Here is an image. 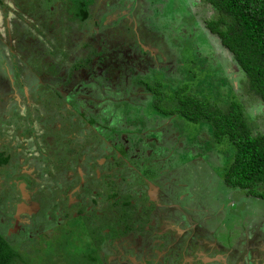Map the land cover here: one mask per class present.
Masks as SVG:
<instances>
[{
    "label": "rangeland",
    "instance_id": "obj_1",
    "mask_svg": "<svg viewBox=\"0 0 264 264\" xmlns=\"http://www.w3.org/2000/svg\"><path fill=\"white\" fill-rule=\"evenodd\" d=\"M201 2L2 0L0 121L4 119V128L18 140L22 132L30 131L32 124L35 127L32 130L41 129L36 115H42L44 122V117L50 113L45 116L42 108L39 112L34 111L38 104L33 100V94L39 84L47 85L49 89H60L64 101L72 102L70 107L83 113L84 123H89L87 117L92 116L93 123L97 124L90 127L98 128L105 147L110 148L115 142V149H126L130 165L135 166L138 172L139 166L147 168L150 175L146 177L145 184L148 188L143 186L142 190L154 198L156 209L153 217L157 218L159 213L162 215L164 210L167 211L166 229L176 228L181 238L186 237L182 242L197 238L204 217H208L206 222L211 228L220 229L214 241L207 242L203 238V246L199 245V250L194 246L193 252L188 251L191 255L184 251L188 263L240 264V259L231 263L227 261L228 252L220 249L211 248L198 254L201 247L226 242L228 245L236 243L238 249L247 250L249 254L244 258L253 264L252 253L259 256L258 261L264 258V200L223 183L224 171L232 158V145L227 141L212 145L208 126L189 123L177 116L166 118L160 115L151 107L152 96L135 84L137 78L143 77L151 82H161L168 92L178 85H187L188 88L198 87V93L206 99L218 96L225 100L243 101L237 86L240 73L235 69L230 53L220 45L214 34L207 31L205 21L212 10L210 6H199ZM82 11L86 12L85 16ZM61 20V23L57 22ZM93 37L99 39L96 46L103 57L93 64L91 71L81 75L74 72L69 81L71 83L67 84L69 66L83 52V42L90 43ZM57 38L64 39V42L58 43ZM53 47L61 48L68 58L54 56ZM32 56L35 59L30 62ZM50 64L54 67L51 75L47 73ZM27 99L31 101L30 112L27 110ZM93 101L96 105L92 104ZM244 105L249 118L256 122L255 130L264 133V104L248 101ZM132 137L144 139L142 146L137 145L136 153L130 148ZM25 138L22 152L14 154L3 174L7 179L16 176L20 183L24 180L20 175L22 173L33 174L32 177L41 180L35 190L44 189L40 196L45 207L40 211L35 196L32 198L35 186L24 188L22 184L18 189L15 182L14 191L18 196L10 197L5 204L7 217L0 210L1 230L17 245H25L23 256L29 258L30 264H38L45 253H52L55 239H66L67 251L71 253L84 251L87 246L94 249L75 204L80 202L82 209L86 207L84 212L99 213L107 206H102V198L95 196L98 202L93 204L90 196L82 193L78 184H84V179L81 182L78 174L83 168L77 167L74 162H71L70 169L59 171V174L62 180L74 182L75 190L79 191L82 199L74 198V186L66 187L65 194L61 190L58 191L60 196L54 195L53 190L61 189L64 182L54 183L56 187L53 189L51 178H37L35 175V172L44 170L42 159L44 154L50 156V152L44 146L43 153L39 152L30 132ZM5 176H0V179ZM91 187L94 191L93 185ZM66 194L71 199L69 202ZM172 202L176 207L171 208L179 213L172 212L171 208L166 210L165 207ZM68 204H72L68 206L69 216L60 215L61 218H57V213H62L60 207L64 209ZM134 207V210L140 208V203H135ZM32 213H38L35 219L40 222L36 226L32 219L35 215L30 217ZM190 218L194 221V233ZM161 225L157 226L154 222L149 236L156 237ZM133 234L131 236L136 237V232ZM228 234L230 237H225ZM123 241V244L119 241H114L112 246L108 244L110 249L106 246L100 249L102 264H160L159 261L164 259L162 256L168 251L154 245L139 248L144 242L141 237L136 244L133 239ZM133 245L136 253L129 255ZM117 248L120 249L118 252L123 248L121 257ZM147 249L149 254L143 258L140 252ZM200 257L204 258V262L199 263ZM172 260L170 257L168 263ZM258 264H264V259Z\"/></svg>",
    "mask_w": 264,
    "mask_h": 264
},
{
    "label": "flooded vegetation",
    "instance_id": "obj_2",
    "mask_svg": "<svg viewBox=\"0 0 264 264\" xmlns=\"http://www.w3.org/2000/svg\"><path fill=\"white\" fill-rule=\"evenodd\" d=\"M59 23L61 21H57ZM43 24V23H42ZM59 39V38H57ZM90 43L88 42H83L82 44V49L83 52H81L71 63V66H69L67 70V80L66 83L69 84L71 82L70 78L73 76L74 72H79L80 75L84 73L85 71L92 70L93 64L96 63L98 59H100L102 56L101 50L96 46L97 42L99 41L98 38L93 37V39H90ZM64 42V39L62 40ZM63 53H65L63 51ZM75 53L77 54L76 50ZM66 58L68 56L62 55ZM34 57V56H33ZM79 63L78 67L73 69V65ZM53 65L50 64V67H48L47 73L49 75L53 74L50 73V68ZM54 71V67H53ZM143 78V77H140ZM136 86H138L136 84ZM140 87V86H138ZM42 88V89H41ZM142 88V87H140ZM41 89V90H40ZM43 89H46L43 91ZM143 92L144 89H140ZM52 92V93H58L60 97H55L53 100H50V105H51V110L50 114L47 115L43 120L41 119L42 115H36L37 122L40 121V126L42 127L41 129H36L32 130L33 124L31 125L30 129V134L33 136V138L36 140L34 144L36 145V148L39 150V152H42L44 147L48 149L50 152V156H46L44 154V158L42 159L43 163V169L44 170H39L38 172H35V175L37 178L39 176L42 177H48L51 178L52 180V185L53 189H55L58 182H64L63 186L59 190H53V194H59L58 191H63L65 194L66 187L68 186H74V190L76 189L75 184L73 185L74 182L72 180H62L61 175L59 171H63L64 169H67L71 167V162H74L77 167L83 168V170L78 174V176L84 181V184H79L81 185L80 189H82V193H86V195L90 196L91 202L93 204H96L98 201L96 197H99L100 199L102 198V206L103 204L107 206L106 210H102L100 213L91 211V212H84V209H82V206H79V204L76 202L75 207L77 209V214H81L82 220L84 223V226L86 227L87 232H89L88 227L85 225V218L87 215L90 213H93L94 216H97L96 219L97 221H101L102 218L106 221V224L108 225V228H105L102 230L103 233H108L111 230L112 231H117V232H122L126 228L128 229V232H124L121 236L113 235L112 237H109L103 241L101 244L100 249L103 248V246H106L108 249L111 247L108 246L111 245L114 241L115 243L119 241L121 244L124 242L123 240H128V239H133L134 244H136L138 238H143L144 242L139 246H144L146 248H150L156 246L159 247L163 250L167 249L162 256L164 258L163 260L161 259L159 262L160 264H164L165 262L167 264H171L174 262V264H192L188 263L187 259H185L184 251L189 254L188 251L194 250V246L197 250H199V245L203 246V238L206 239L207 242L211 241L215 234H218L220 232L219 228H211L209 224L206 222L208 217H204L201 221H203L199 226L200 231L198 232V236L195 239H192L191 241H183L184 237L182 238L179 236L176 228H170L166 229V224L165 221L167 219V211H163L162 215H158L156 218L155 216L153 217V213H155L156 209V204L154 203V198L148 195V192L146 190H142L143 186L145 188H148L146 186V177H149L150 173H148L147 168L144 166L142 168L139 166L140 171L138 172V169L130 165V161H128V157L126 156V149L123 148L120 151L118 149H115V142L114 145L109 147L104 146V140L102 139V135L97 131V129L92 125L95 124L96 122L93 123L92 116L89 115L87 118L89 120V123H84L83 121V113L78 112L76 110H73L70 107V104L72 102H68L63 98V95L61 93L60 89H49L47 85H42L39 84L38 89L36 93L33 94V100L37 102L38 105H41L39 103V92ZM148 94L149 92H145ZM150 94V93H149ZM43 101V99H42ZM75 101V100H73ZM27 105H28V112L32 110L31 108V101L27 99ZM34 104V103H32ZM88 106H90V102L87 101L86 103ZM93 105H96L95 101L92 102ZM41 108L37 106V108L34 111H40ZM50 121L52 124H49ZM4 119L0 121V156H6L8 155L10 158L8 160V163L5 165L0 166V176H5L4 170L9 168L8 164L12 162L14 154H19L18 152H22L23 147H24V140H26V136L29 134V132L24 133L20 132L21 139L18 140L14 136H12V133L8 132L7 129L4 128L6 126V123H3ZM89 126H86V125ZM21 130V126L19 127ZM35 129V127H33ZM26 135V136H25ZM25 136V137H24ZM2 139V140H1ZM127 142V141H126ZM129 142V141H128ZM112 143V142H111ZM133 152L138 151L137 145H143L144 144V139L143 137H138V138H133L130 141ZM116 145L118 146V140H116ZM44 146V147H43ZM58 150H60L59 153H65L66 157L64 158V161L58 164V161L56 160V156L58 153ZM66 150V151H64ZM132 152V153H133ZM144 153L143 151H141ZM43 153V152H42ZM82 154V155H79ZM65 156V155H64ZM132 156V155H131ZM136 156V155H135ZM148 156V154H146ZM50 160H49V159ZM55 162V164H54ZM56 165L59 167L57 168ZM129 173L127 174V172ZM68 173V172H67ZM23 176L24 180L23 183H20L18 181L17 177L15 176L14 179H7L6 176L3 178V180L0 179V210L2 209V212L4 215L7 217V209L5 208V204L9 201L10 197H17L18 194L14 191L15 189V182L18 183V189H20V186L23 184L24 188H30L34 187V191L32 193V198L35 196V201L40 205V211L44 209L45 207V202L42 199L40 195L43 194L44 189L41 188L42 191H37L35 190L36 186H38L41 183V180L36 179L35 177H32L33 174H28V173H22L20 174ZM59 176V177H58ZM77 176V175H76ZM94 184H93V183ZM55 183V184H54ZM65 185V186H64ZM93 185L94 191L91 190V186ZM129 185V186H127ZM83 186V188H82ZM90 186V187H89ZM90 190H88L89 188ZM58 188V187H57ZM52 190V189H51ZM98 190V191H96ZM75 190L73 192V196L76 200H81L82 195H78L79 191ZM57 192V193H56ZM94 195V196H92ZM52 196V195H51ZM66 198L68 199L67 201L69 202L71 199L69 198L68 194L65 195ZM96 196V197H95ZM41 197V198H40ZM140 203V208L136 207L134 210V204ZM72 204H68L65 206L64 209L60 207L62 210V213L59 215L57 218L65 217L66 215L69 216L68 214V206H71ZM2 206V207H1ZM172 206L176 207L175 204L170 206L165 207L166 210L171 208ZM33 208V207H32ZM123 208V209H122ZM179 208L182 209V205H179ZM53 210V209H52ZM172 212L177 213L178 210L175 208H171ZM179 213V212H178ZM38 213H32L30 217L34 216L32 219H34L35 226L38 225L37 223L40 222L39 219H35L38 215ZM41 214V212L39 213ZM83 214V215H82ZM61 215V216H60ZM106 215V217H105ZM191 215H193V212H191ZM190 215V216H191ZM109 216V217H108ZM153 217V218H152ZM108 218H110V221L108 222ZM121 219V224L120 220ZM210 218V217H209ZM157 219V222L155 221ZM95 220V219H94ZM28 221V220H27ZM192 225V231L194 233V221L190 218ZM158 226L160 223L161 225V231H159V234H156V237L154 235L149 236V232L153 226V224ZM197 223H195L196 225ZM30 228V225H29ZM101 232V233H102ZM136 232V237H133L131 235H134L133 233ZM151 234V233H150ZM225 237L229 238L230 235H226ZM216 239V237H215ZM214 241V239H213ZM212 242V241H211ZM92 245L94 244L93 241H91ZM94 246V245H93ZM112 246V245H111ZM149 246V247H148ZM95 247V246H94ZM132 249L130 250L128 247L126 249L130 250L129 255H133L134 253V245L131 247ZM217 249V250H224L225 252L227 251L228 254L226 255V260L231 263L233 260H238L240 259V264H251L249 261H246L244 258L249 254L247 250L243 249H238L237 244L235 243L234 245H228L226 242H221L219 244H216L215 246L212 245H207L206 247H201V250L199 251V255H201V252L203 250L207 249ZM95 249V248H94ZM120 250L119 248L116 249ZM147 250H144L140 252V255L143 254V258L145 257L146 254H149ZM118 252V251H117ZM121 257V254L123 253V248L121 252H118ZM197 254V255H198ZM191 255V254H189ZM203 256V255H202ZM243 256V257H242ZM147 256L146 258H148ZM171 257L173 259L168 263V259ZM242 257V258H241ZM253 264H258L259 261L262 262L264 259L261 257L258 261L257 258H259L258 255H254L252 253L251 255ZM167 258V259H165ZM204 262V258L200 257L199 263ZM145 262V261H144ZM195 263V262H194ZM113 264V263H112ZM198 264V263H196Z\"/></svg>",
    "mask_w": 264,
    "mask_h": 264
},
{
    "label": "trees",
    "instance_id": "obj_3",
    "mask_svg": "<svg viewBox=\"0 0 264 264\" xmlns=\"http://www.w3.org/2000/svg\"><path fill=\"white\" fill-rule=\"evenodd\" d=\"M201 1L202 5L199 6H210L212 10L205 21L207 31L214 34L220 45L230 53L235 69L240 73L237 86L244 97L243 101L225 100L218 96L206 99L198 93V87L188 88L187 85H178L168 92V88H164L161 82H151L140 77L135 80V84L150 93L151 107L160 115L166 118L177 116L189 123L208 126L212 145L223 141L230 143L233 153L224 171L223 183L229 188L239 189L264 200V133L255 130L256 122L249 118L244 108V103L248 101H260L264 104V0ZM82 14L85 16L86 12L82 11ZM62 40L59 38L57 42ZM52 54L65 55L57 47L52 50ZM34 59L32 56L30 62ZM78 65L79 63L74 64L73 69ZM30 68L37 72L35 68ZM50 73H54L53 67L50 68ZM39 93V103L42 104L38 106L46 112V116L51 110L50 100L60 95L52 92ZM62 152L56 156L58 164L66 157ZM9 158L8 155H1L0 166L8 163ZM56 167L59 168L57 165ZM96 217L93 213L84 217L95 249L87 246L84 251L71 253L67 251L66 239H55L52 253H45L38 264H102L100 247L103 241L113 235L121 236L128 229L103 233L102 230L108 228V225L103 218L97 221ZM108 219L109 222L110 218ZM119 220L121 224V219ZM20 244L21 246L17 245L9 236H5L0 227V264H30L29 258L23 256L26 247L23 243Z\"/></svg>",
    "mask_w": 264,
    "mask_h": 264
}]
</instances>
